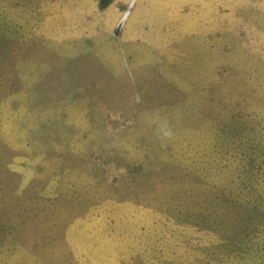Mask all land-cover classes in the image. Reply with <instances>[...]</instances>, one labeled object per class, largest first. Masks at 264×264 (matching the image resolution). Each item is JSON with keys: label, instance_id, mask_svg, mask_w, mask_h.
<instances>
[{"label": "rangeland", "instance_id": "obj_1", "mask_svg": "<svg viewBox=\"0 0 264 264\" xmlns=\"http://www.w3.org/2000/svg\"><path fill=\"white\" fill-rule=\"evenodd\" d=\"M0 264H264V0H0Z\"/></svg>", "mask_w": 264, "mask_h": 264}, {"label": "clouds", "instance_id": "obj_2", "mask_svg": "<svg viewBox=\"0 0 264 264\" xmlns=\"http://www.w3.org/2000/svg\"><path fill=\"white\" fill-rule=\"evenodd\" d=\"M135 101L137 103L140 102V97L138 95L135 97ZM159 121H160L159 114H156L153 118V123L159 125ZM161 127L162 126L157 127L158 138L161 139L162 141H167L172 139L174 136V131L171 129V127H164V130L162 132H161ZM116 140H118V137L114 138L113 143H115Z\"/></svg>", "mask_w": 264, "mask_h": 264}, {"label": "crops", "instance_id": "obj_3", "mask_svg": "<svg viewBox=\"0 0 264 264\" xmlns=\"http://www.w3.org/2000/svg\"><path fill=\"white\" fill-rule=\"evenodd\" d=\"M118 242H120V241H118Z\"/></svg>", "mask_w": 264, "mask_h": 264}]
</instances>
